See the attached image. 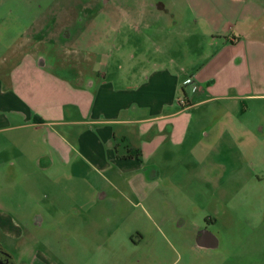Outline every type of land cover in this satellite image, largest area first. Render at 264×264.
Masks as SVG:
<instances>
[{"label":"rangeland","instance_id":"obj_1","mask_svg":"<svg viewBox=\"0 0 264 264\" xmlns=\"http://www.w3.org/2000/svg\"><path fill=\"white\" fill-rule=\"evenodd\" d=\"M78 1L0 0V70L27 29H50L60 15V33ZM93 1L76 7L90 26L76 19L67 28L95 54L90 67L121 87L162 61L189 73L219 53L218 37L264 24V0ZM54 46L44 50L56 54ZM250 70L252 96L215 94L190 109L184 142L153 157L159 177H128L125 195L87 168L44 172L31 152H13L27 158L0 167V249L18 264H264V50L252 53ZM183 98L179 90L177 109ZM207 215L220 220L215 252L187 242Z\"/></svg>","mask_w":264,"mask_h":264},{"label":"crops","instance_id":"obj_2","mask_svg":"<svg viewBox=\"0 0 264 264\" xmlns=\"http://www.w3.org/2000/svg\"><path fill=\"white\" fill-rule=\"evenodd\" d=\"M53 37L56 54L26 38L2 61L0 167H15L19 156L27 157L13 152L29 151L44 172L73 176L77 167L87 168L95 181L119 182L123 195L128 177L147 167L156 170L154 155L184 142L190 109L215 94L252 96L250 58L264 50L263 24L240 36L218 37L219 53L189 73L176 69L173 60L162 61L121 87L90 67L95 54ZM179 90L189 103L181 109L174 101Z\"/></svg>","mask_w":264,"mask_h":264},{"label":"flooded vegetation","instance_id":"obj_3","mask_svg":"<svg viewBox=\"0 0 264 264\" xmlns=\"http://www.w3.org/2000/svg\"><path fill=\"white\" fill-rule=\"evenodd\" d=\"M81 1V0H80ZM80 1L77 2V5H74V8H68L66 11H64V14H67V24L66 26H63L64 29L61 30L60 33H56V29L58 28L56 23H58V19L60 18V15L54 18V23L50 27V29H46L44 26H40L36 24L35 26H32L31 29H27L26 32L24 33L26 35V38H30V41L35 43L36 45L39 43L41 46L44 47L45 45L49 44H57L56 39H54L55 34H59L60 36L66 38V41H63L64 44L68 43L70 46H75V40H77L79 37H75L69 27V24L73 22V20L79 19L80 22L85 25L86 23V28L90 23L85 20L83 21V18H85L82 15V12H77L76 7L78 6ZM101 3L102 7L108 8L112 2L111 0H94L91 3ZM87 4L89 3H83L85 7L87 8ZM56 9V8H54ZM102 9V8H101ZM62 27V28H63ZM81 36V35H80ZM53 42V43H52ZM39 45H37L38 47ZM145 173L148 175L152 176V179H156L157 176V171L152 168V167H147L144 169ZM39 224V221L36 222ZM220 226V220L214 216L207 215L202 219L201 224H196L191 226V234L189 235V240L187 242L191 243L192 246H195L198 249L206 250V251H212L215 252L221 247L220 243V236H219V231L218 228ZM217 230H214L216 229ZM0 264H18L16 263L13 258H11L10 255H8L4 250L0 249Z\"/></svg>","mask_w":264,"mask_h":264},{"label":"built area","instance_id":"obj_4","mask_svg":"<svg viewBox=\"0 0 264 264\" xmlns=\"http://www.w3.org/2000/svg\"><path fill=\"white\" fill-rule=\"evenodd\" d=\"M191 81H187L186 84H190ZM179 105L183 106V107H186L188 105V101L183 98V99H180L179 100Z\"/></svg>","mask_w":264,"mask_h":264},{"label":"trees","instance_id":"obj_5","mask_svg":"<svg viewBox=\"0 0 264 264\" xmlns=\"http://www.w3.org/2000/svg\"><path fill=\"white\" fill-rule=\"evenodd\" d=\"M183 93H184V95H185V92H184V90H183ZM189 104V103H188Z\"/></svg>","mask_w":264,"mask_h":264}]
</instances>
